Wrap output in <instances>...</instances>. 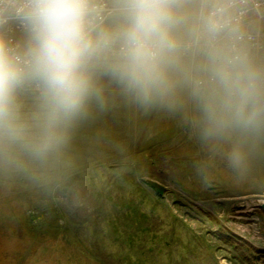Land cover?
<instances>
[{"label":"clouds","instance_id":"9594fccd","mask_svg":"<svg viewBox=\"0 0 264 264\" xmlns=\"http://www.w3.org/2000/svg\"><path fill=\"white\" fill-rule=\"evenodd\" d=\"M116 106L242 176L264 158V0H0V182L67 186Z\"/></svg>","mask_w":264,"mask_h":264},{"label":"rangeland","instance_id":"374dc122","mask_svg":"<svg viewBox=\"0 0 264 264\" xmlns=\"http://www.w3.org/2000/svg\"><path fill=\"white\" fill-rule=\"evenodd\" d=\"M73 151L55 193L0 182V264H264V158L238 176L176 122L123 106Z\"/></svg>","mask_w":264,"mask_h":264},{"label":"water","instance_id":"95a60500","mask_svg":"<svg viewBox=\"0 0 264 264\" xmlns=\"http://www.w3.org/2000/svg\"><path fill=\"white\" fill-rule=\"evenodd\" d=\"M150 185L158 192V193H162L163 192V187L161 185H159L158 183L155 182H151ZM261 208L264 211V202L261 204Z\"/></svg>","mask_w":264,"mask_h":264}]
</instances>
